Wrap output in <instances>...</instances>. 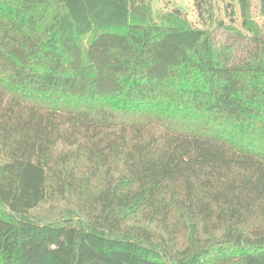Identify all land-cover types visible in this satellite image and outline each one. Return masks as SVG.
I'll list each match as a JSON object with an SVG mask.
<instances>
[{
  "label": "trees",
  "instance_id": "16d2710c",
  "mask_svg": "<svg viewBox=\"0 0 264 264\" xmlns=\"http://www.w3.org/2000/svg\"><path fill=\"white\" fill-rule=\"evenodd\" d=\"M237 1L196 26L0 0V264H264V27Z\"/></svg>",
  "mask_w": 264,
  "mask_h": 264
},
{
  "label": "rangeland",
  "instance_id": "374dc122",
  "mask_svg": "<svg viewBox=\"0 0 264 264\" xmlns=\"http://www.w3.org/2000/svg\"><path fill=\"white\" fill-rule=\"evenodd\" d=\"M216 15L220 19H224L225 23H229L230 18L226 14V9L228 5H233L236 16L239 15V5L237 0H213ZM253 7V17L254 19L264 27V17L261 16L259 11V0H254ZM153 16L158 20L160 17L173 9L182 8L183 14L187 17V19L192 22L196 26H201V22L199 21L197 10L195 8V0H152L151 2ZM232 8H230V11ZM236 24H240V19L237 17ZM217 39L221 41H226V33L217 29L215 32Z\"/></svg>",
  "mask_w": 264,
  "mask_h": 264
},
{
  "label": "water",
  "instance_id": "95a60500",
  "mask_svg": "<svg viewBox=\"0 0 264 264\" xmlns=\"http://www.w3.org/2000/svg\"><path fill=\"white\" fill-rule=\"evenodd\" d=\"M177 9H178L179 11L183 12V9H182V8L179 7V8H177Z\"/></svg>",
  "mask_w": 264,
  "mask_h": 264
}]
</instances>
